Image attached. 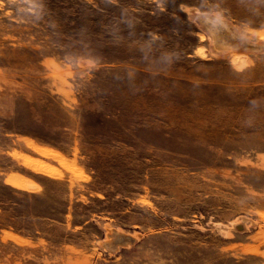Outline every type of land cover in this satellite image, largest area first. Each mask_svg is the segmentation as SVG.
Listing matches in <instances>:
<instances>
[{"label":"rangeland","instance_id":"374dc122","mask_svg":"<svg viewBox=\"0 0 264 264\" xmlns=\"http://www.w3.org/2000/svg\"><path fill=\"white\" fill-rule=\"evenodd\" d=\"M0 264H264V0H0Z\"/></svg>","mask_w":264,"mask_h":264},{"label":"water","instance_id":"95a60500","mask_svg":"<svg viewBox=\"0 0 264 264\" xmlns=\"http://www.w3.org/2000/svg\"><path fill=\"white\" fill-rule=\"evenodd\" d=\"M237 229L240 230L239 227H238ZM124 238H125V240H124ZM127 240H128V238H126V237H124V236H119V237H118V242H117V243L125 242V241H127ZM119 241H120V242H119Z\"/></svg>","mask_w":264,"mask_h":264},{"label":"bare ground","instance_id":"6f19581e","mask_svg":"<svg viewBox=\"0 0 264 264\" xmlns=\"http://www.w3.org/2000/svg\"><path fill=\"white\" fill-rule=\"evenodd\" d=\"M218 43V41L216 42V44Z\"/></svg>","mask_w":264,"mask_h":264}]
</instances>
